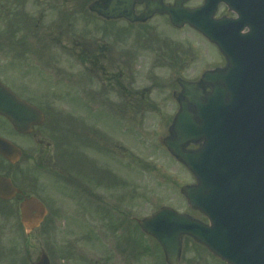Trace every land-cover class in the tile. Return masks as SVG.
Returning a JSON list of instances; mask_svg holds the SVG:
<instances>
[{"label":"rangeland","instance_id":"obj_1","mask_svg":"<svg viewBox=\"0 0 264 264\" xmlns=\"http://www.w3.org/2000/svg\"><path fill=\"white\" fill-rule=\"evenodd\" d=\"M22 2L0 0V79L4 81H10L11 76L5 68L8 54L15 55L20 50L18 42L11 44V39L23 36L21 10L26 5L27 9L38 5L37 0ZM201 2L192 0L186 5ZM57 5L65 4L58 0ZM222 15L234 16L220 5L215 16ZM149 22L160 33L158 39H167L168 48L162 49V54L169 57L168 66L156 67L148 73L151 61L146 57L158 53L153 47L160 41L143 42L137 37L135 46L150 45L152 52L136 56L139 58L132 62L135 70L125 82L134 87L156 86L151 93L156 108L147 111L125 107L119 111L124 123L118 120L117 105L113 110L89 111L92 119L87 124L92 123L91 126L78 125L75 131L70 119L59 121L58 149L47 160L50 166L44 165L50 173L44 172L39 179L43 187L41 199L48 202L50 199L49 212H54V208L58 214L40 237L31 239L38 249L39 245L44 248L51 264H166L159 247L137 229L135 220L168 206L204 221L200 213L189 209L179 191L182 185L194 183L193 177L169 155L161 140L167 136L177 111L172 97V93L180 91L177 78L196 81L203 71L222 67L224 59L214 45L188 27L174 29L165 17L158 16ZM127 58L126 73L130 69ZM170 67L172 73L168 71ZM110 101L116 102V97ZM61 112L64 115L66 111ZM8 132V124L0 117V135L6 136ZM19 140L23 144L24 139ZM24 164L21 160L19 165ZM56 165L61 177L52 173ZM178 264L223 263L184 237Z\"/></svg>","mask_w":264,"mask_h":264},{"label":"water","instance_id":"obj_2","mask_svg":"<svg viewBox=\"0 0 264 264\" xmlns=\"http://www.w3.org/2000/svg\"><path fill=\"white\" fill-rule=\"evenodd\" d=\"M185 1L164 5L160 0H111L107 10L90 5L107 17L122 15L130 21L167 14L175 27L186 23L203 34L226 60L197 82L178 79L179 108L163 139L170 154L196 180L182 186L181 193L209 224L169 207L137 222L158 241L167 264H178L184 236L229 264H264V0H205L196 8L183 7ZM135 2L146 3L139 17L134 16ZM220 2L237 18L215 19ZM30 112L0 82V115L26 132L23 121ZM189 145L198 147L188 149ZM0 154L12 162L20 155L1 137ZM15 190L9 179L0 176V197ZM33 206L40 208L41 218L44 209L33 197L21 205L23 218ZM38 264H49L46 255Z\"/></svg>","mask_w":264,"mask_h":264},{"label":"flooded vegetation","instance_id":"obj_3","mask_svg":"<svg viewBox=\"0 0 264 264\" xmlns=\"http://www.w3.org/2000/svg\"><path fill=\"white\" fill-rule=\"evenodd\" d=\"M61 1L65 5H57L58 0H37L38 5L22 8L23 36L11 39V44L18 42L20 50L15 55L8 54L5 68L11 73L10 81L2 82L32 113L25 119L28 132L19 133L6 121L9 132L2 135L20 148L21 155L15 163L0 156V175L16 189L9 197H0V264H37L45 253L40 242L38 249L31 239L40 237L58 214L54 208V212H49V198V202L41 199L43 187L39 179L45 172L44 163L58 149L60 119H70L75 131L78 125L91 126L92 123L87 124L92 119L89 111L113 110L117 105L120 119L119 111L125 107L147 111L156 108L151 97L156 86L134 87L125 82L135 70L132 62L145 52H152L150 45L136 47L137 37L143 42L160 41L153 47L158 53L146 57L151 61L148 73L168 66L169 57L162 54V49L168 48L167 39H158L160 33L149 22L158 15L145 22H129L124 17L108 18L91 10L89 4L95 0ZM108 1L98 0L99 8L107 10ZM143 10L144 4H136V14ZM129 43L132 44L126 46ZM168 71L172 73V67ZM113 96L116 102L110 101ZM61 111L66 112L61 115ZM78 121L83 124H77ZM19 139H24L23 144ZM21 160L23 166L19 165ZM57 167L52 172L59 175ZM30 197H36L45 206L42 219L36 206L30 207L28 216L22 219L21 204Z\"/></svg>","mask_w":264,"mask_h":264}]
</instances>
